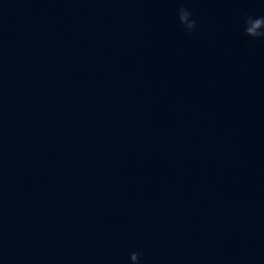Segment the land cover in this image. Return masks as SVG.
<instances>
[{
    "label": "water",
    "instance_id": "water-1",
    "mask_svg": "<svg viewBox=\"0 0 264 264\" xmlns=\"http://www.w3.org/2000/svg\"><path fill=\"white\" fill-rule=\"evenodd\" d=\"M249 16L264 0H0V264H264Z\"/></svg>",
    "mask_w": 264,
    "mask_h": 264
},
{
    "label": "clouds",
    "instance_id": "clouds-1",
    "mask_svg": "<svg viewBox=\"0 0 264 264\" xmlns=\"http://www.w3.org/2000/svg\"><path fill=\"white\" fill-rule=\"evenodd\" d=\"M187 9L185 8H180L179 12L181 13H186ZM186 15H179V21L181 25L184 26V21L186 20ZM254 20L255 23L253 24L252 27H246L248 22ZM193 24H196L195 20H193ZM262 25H264V16L258 17V18H253L251 16L247 17L245 20V34L248 36H251L252 38H260L264 39V32H257L256 29L260 28ZM189 28H192V25H189ZM194 30V29H193ZM193 30H188V31H193ZM137 256L140 257V253H137ZM138 264H140V261L138 260Z\"/></svg>",
    "mask_w": 264,
    "mask_h": 264
}]
</instances>
